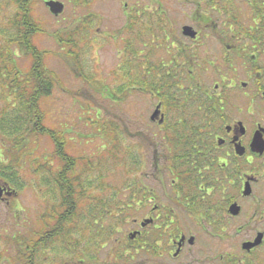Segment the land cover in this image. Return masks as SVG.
Returning a JSON list of instances; mask_svg holds the SVG:
<instances>
[{
  "label": "rangeland",
  "instance_id": "374dc122",
  "mask_svg": "<svg viewBox=\"0 0 264 264\" xmlns=\"http://www.w3.org/2000/svg\"><path fill=\"white\" fill-rule=\"evenodd\" d=\"M45 1L48 0H33L31 5L33 19L40 26V31L32 36V43L45 53L44 65L57 75L51 94L40 104L43 125L56 130L57 135L61 134L62 150L70 159H75L72 172L77 174L87 192L78 198V216L72 223L73 236L61 245L44 250L43 255L37 257V264H152L155 257L147 259L143 250L134 253L131 249L144 236L156 235L158 231L153 229L154 226L144 228L142 236L130 240L135 237H131L133 230L140 229L138 223L149 212L151 204L143 205L146 198L152 197L155 204L162 202L160 210L163 209L164 214L173 206L175 221L169 228L172 233L177 234L180 229L188 231L190 224V216L169 199L173 194L169 186L173 176L164 170L163 194L158 179L152 175L157 163L160 164L150 154L158 143L157 127L149 121L157 101V89L161 84L159 92L167 91L172 97L184 96L178 88L177 74L173 77L169 71L170 75H163L161 68L169 70L173 64L183 66V62L189 61L179 57L174 63L178 60V48H173L171 43L187 42L181 36L182 25L189 24L196 29L227 26V13L212 17L203 0H55L63 4L62 12L55 16L49 12ZM229 2L232 4L228 11L238 13L237 17L240 12L251 11L245 0ZM14 10L11 0H0V47L11 34L6 23ZM138 12L140 15L137 16ZM237 17L235 22H238ZM239 22L235 26H242L244 19L240 18ZM74 28L79 29L71 36L75 44L58 41L57 33L62 39L68 38L66 32ZM161 28L168 38L164 39L159 33ZM206 39L212 47L219 42L218 36L214 40ZM11 48L15 47L12 45ZM14 55L17 64L27 69L29 56L18 49ZM201 66L197 73L203 70ZM199 82L206 85L204 79ZM151 83L156 84V91ZM185 83L183 86L187 88ZM4 98L0 84L2 113L6 110ZM180 103L181 100L172 107ZM95 116L98 123L92 122ZM36 139L33 155L47 156L55 167L52 140L46 136ZM145 139L148 148L144 146ZM8 144L9 141L0 136V154ZM0 159L3 161L1 155ZM19 171L22 175L17 178L19 185L10 186L17 194L0 202V254L4 253L8 258L15 253L18 242L15 237L27 235L29 226L36 227L38 217L58 203L55 201L56 187L50 179L32 174L26 165ZM134 187L142 189L144 198L139 200L135 195L131 201ZM118 207L123 208L118 212L121 215L114 213ZM118 216L123 221L115 220ZM93 217L99 221L92 223ZM112 220H115L114 228L111 227ZM161 221L155 225L165 222ZM160 229L163 231V226ZM124 248L128 249L127 254L125 251L124 258L118 261L115 256ZM77 258L84 262L79 263Z\"/></svg>",
  "mask_w": 264,
  "mask_h": 264
},
{
  "label": "flooded vegetation",
  "instance_id": "af4514ba",
  "mask_svg": "<svg viewBox=\"0 0 264 264\" xmlns=\"http://www.w3.org/2000/svg\"><path fill=\"white\" fill-rule=\"evenodd\" d=\"M223 1L227 26L196 29L184 24L196 31L189 37L182 25L187 42L171 43L178 48L174 63L179 57L189 61L161 68L163 75L177 74L184 96L156 93L157 113L149 121L157 127L158 143L153 146L147 139L160 164L152 175L163 194L164 170L173 176L169 199L190 216V224L188 231L172 233L173 206L164 214L162 202L146 198L143 205H151L143 220L151 222L140 226L141 220L130 240L142 236L146 227L157 228L156 235L144 236L139 245L145 258H156L152 264H264V0H245L251 13L240 12V17L228 11L229 0ZM240 18L242 26H235ZM159 33L168 38L162 28ZM216 36V47L205 42ZM203 79L205 86L199 82ZM144 146L148 148L146 139ZM9 198L4 194L1 201ZM161 220L165 222L155 225Z\"/></svg>",
  "mask_w": 264,
  "mask_h": 264
},
{
  "label": "trees",
  "instance_id": "16d2710c",
  "mask_svg": "<svg viewBox=\"0 0 264 264\" xmlns=\"http://www.w3.org/2000/svg\"><path fill=\"white\" fill-rule=\"evenodd\" d=\"M32 1L11 0L13 5H15V10L6 23L8 28L11 29V34L7 36L4 45L0 47V84L3 88L6 106V110L3 109V113L0 112V136L2 140L9 141L6 149H2L4 151H1L0 154L3 159V161L0 159V183L6 185L17 194L16 189L10 186H13V184L19 185L17 178L22 177V175H19V172H21L19 170L20 168L24 169L26 165L32 174H41L44 178L47 177L48 180L50 179L54 183L56 187V190H54L56 194L55 201L58 203L49 208L47 213L45 212L38 217L37 226L33 225L35 228L29 226L30 231L27 235L19 234L15 237L18 242L13 257L8 258L5 257L4 253H1L0 264H37L36 259L38 256L43 255L44 250L57 244L61 245L68 237L73 236L72 223L76 221L75 219L78 216V198L87 192V189L83 188L77 174L72 172L74 164H76L75 159H70L62 150L63 142L61 141L62 139H59L61 134L57 135L55 133L57 132L56 130L52 131L43 125L44 118L40 104L42 99L51 94L52 88L57 82V75L44 65L45 53L32 43V36L40 31L38 21H35L31 14ZM203 1L212 17L218 16L225 11L223 0ZM208 19L210 21L209 16ZM130 26L132 27V25ZM78 30V28L69 30V32H66L68 38L65 37L64 39L58 36L59 33H57L56 38L62 44H75V42H72V37ZM12 45L15 47L14 49L11 48ZM15 49L29 56L27 69L21 68L15 61ZM72 71L74 72V70ZM156 84H150L155 91L156 87L154 86ZM144 86L147 87L148 85L144 83ZM161 87L160 84L157 91ZM8 109L10 110L9 112H7ZM92 122L98 123V118L96 117ZM100 127H102V123H100ZM183 133L179 131V135L184 137ZM39 136L49 137L52 140V144L55 145L54 159L56 161L55 167L58 169L52 166V161L47 156L43 154L39 157L33 155L36 150L34 141H37L38 139L36 138ZM117 139H115L116 148ZM133 190L131 201H133L135 195L139 200L144 198L142 189L138 188L137 190L134 187ZM115 209L114 213L116 214L123 210L120 207ZM118 215L121 214L118 213ZM93 218L95 219V217ZM116 219L120 222L123 221L120 216L115 217ZM115 220H112V228L116 225L114 223ZM97 221L99 219L91 222L95 223ZM102 226L103 222L100 224V228ZM153 229L157 230V228ZM109 234H112V231H109ZM142 242L143 240L140 239L137 246L131 250L136 253V250H140L139 245ZM127 250V248H124L115 258L120 261L121 258H124L125 251L127 254ZM77 260L79 263L83 261L80 258H77ZM114 264L121 263L115 262Z\"/></svg>",
  "mask_w": 264,
  "mask_h": 264
},
{
  "label": "water",
  "instance_id": "95a60500",
  "mask_svg": "<svg viewBox=\"0 0 264 264\" xmlns=\"http://www.w3.org/2000/svg\"><path fill=\"white\" fill-rule=\"evenodd\" d=\"M45 5L49 9L50 13L53 15H58L63 10V4L59 1L48 0L45 2ZM182 33H183V35L189 36V37H194L196 35V31L193 30L192 27L189 25H184L182 27ZM156 113H157V111H154L152 116L156 115ZM4 194L6 196H11V195L15 194V192L10 190L9 187H7L6 185L0 183V200H2ZM149 222H151V219H145L140 223V226H144ZM135 234H136V232H133L131 234V237H133Z\"/></svg>",
  "mask_w": 264,
  "mask_h": 264
}]
</instances>
